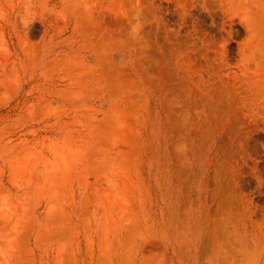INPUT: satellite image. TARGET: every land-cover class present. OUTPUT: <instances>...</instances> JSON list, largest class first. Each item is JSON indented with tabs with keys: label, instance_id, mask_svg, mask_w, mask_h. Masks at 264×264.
Masks as SVG:
<instances>
[{
	"label": "rangeland",
	"instance_id": "374dc122",
	"mask_svg": "<svg viewBox=\"0 0 264 264\" xmlns=\"http://www.w3.org/2000/svg\"><path fill=\"white\" fill-rule=\"evenodd\" d=\"M0 264H264V0H0Z\"/></svg>",
	"mask_w": 264,
	"mask_h": 264
}]
</instances>
